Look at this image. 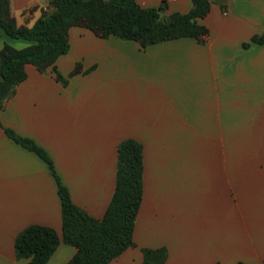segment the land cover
I'll return each instance as SVG.
<instances>
[{
	"label": "crops",
	"instance_id": "crops-1",
	"mask_svg": "<svg viewBox=\"0 0 264 264\" xmlns=\"http://www.w3.org/2000/svg\"><path fill=\"white\" fill-rule=\"evenodd\" d=\"M8 1L17 25L30 26L47 7ZM135 1L164 4L165 16L190 7V0ZM198 23L207 29L203 42L146 46L72 26L67 52L53 63L65 85L50 67L25 65L0 111V264L27 263L13 247L25 226L61 231L46 164L2 127L42 147L72 203L94 218L114 190L116 145L141 143L133 246L108 264H140L141 248L159 247L162 264H264V42H250L264 34V0H212ZM11 39L0 30V48L29 44ZM74 251L59 243L45 264H65Z\"/></svg>",
	"mask_w": 264,
	"mask_h": 264
},
{
	"label": "trees",
	"instance_id": "trees-1",
	"mask_svg": "<svg viewBox=\"0 0 264 264\" xmlns=\"http://www.w3.org/2000/svg\"><path fill=\"white\" fill-rule=\"evenodd\" d=\"M211 1L190 0L186 12H171L165 16L160 13L164 4L142 7L135 0H46L48 10H42L30 26H25L15 23L9 12V1L0 0V30L9 38L29 42L22 48L7 43L0 48V111L16 85L25 79L26 64L33 65L38 72L50 67L58 82L67 83L53 63L68 50L70 27H84L99 38L113 35L141 46L178 37H192L203 42L207 29L198 19L208 13ZM250 42L263 43L264 34L251 36ZM77 69L78 64H75L68 77ZM2 130L7 138L46 164L55 181L60 206V235L46 226H25L13 241L17 259L27 258L26 264H45L57 245L64 243L75 248L65 264H108L133 246L134 221L142 198L140 142L126 138L116 145L114 190L103 215L94 218L72 203L42 147L11 128L2 127ZM141 252L140 264H162L166 258L163 247L141 248Z\"/></svg>",
	"mask_w": 264,
	"mask_h": 264
},
{
	"label": "built area",
	"instance_id": "built-area-1",
	"mask_svg": "<svg viewBox=\"0 0 264 264\" xmlns=\"http://www.w3.org/2000/svg\"><path fill=\"white\" fill-rule=\"evenodd\" d=\"M43 10H48V7H46L45 9ZM222 13L224 14L225 13V10H222Z\"/></svg>",
	"mask_w": 264,
	"mask_h": 264
},
{
	"label": "rangeland",
	"instance_id": "rangeland-1",
	"mask_svg": "<svg viewBox=\"0 0 264 264\" xmlns=\"http://www.w3.org/2000/svg\"><path fill=\"white\" fill-rule=\"evenodd\" d=\"M11 40H13V39H11ZM14 42H16V40H13ZM21 41H23V40H18V42H21ZM23 42H25V41H23Z\"/></svg>",
	"mask_w": 264,
	"mask_h": 264
}]
</instances>
